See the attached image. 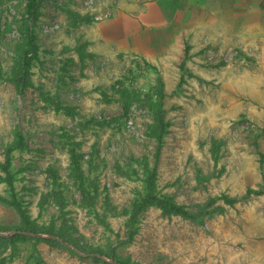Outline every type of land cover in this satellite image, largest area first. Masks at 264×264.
<instances>
[{
  "label": "rangeland",
  "instance_id": "1",
  "mask_svg": "<svg viewBox=\"0 0 264 264\" xmlns=\"http://www.w3.org/2000/svg\"><path fill=\"white\" fill-rule=\"evenodd\" d=\"M203 1L189 2L188 26L149 55L102 39L135 0H44L30 85L19 90L26 0H0V225H22L4 201L14 194L34 223L73 241L0 239V264H110L81 249L129 264H264V18L249 2L218 11ZM148 106L169 124L157 191L193 219L157 207L130 218L156 164ZM19 131L12 193L3 166Z\"/></svg>",
  "mask_w": 264,
  "mask_h": 264
},
{
  "label": "trees",
  "instance_id": "2",
  "mask_svg": "<svg viewBox=\"0 0 264 264\" xmlns=\"http://www.w3.org/2000/svg\"><path fill=\"white\" fill-rule=\"evenodd\" d=\"M44 0H26L25 2V9L24 13L22 15L23 19V25H22V35L25 39V47L22 50L18 68L12 78V82L19 90H24L30 85V75H31V66L33 59L38 55L39 51V43H38V34L35 32L34 27L38 23L40 17H41V9L43 8ZM151 110H153V120L154 123L152 125V137L157 141L158 148L156 153V164L155 166L148 171V175L146 178V194L141 197L139 200H136L132 203L131 208V219L136 220L145 210L151 207H157L159 208L163 214L167 216H182L187 219H193L195 216V213L193 211H190L186 206L180 205L174 201L172 197L169 196H160L157 191V181H158V162L161 154L162 144L164 136L167 133L169 124L166 120V113L165 110L158 106L156 108H152L151 106H148ZM26 148V141L23 132L19 131L17 132V143L13 147H9L8 149V161L5 166H3L4 173L8 176V185L11 188V191L13 193V182L11 179V175L9 172V154L16 149H24ZM248 195L251 194H260L258 191H254L252 189H249L247 192ZM87 193L86 190H84L83 198L85 199L84 202L86 204H92L93 202H89L87 200ZM224 200L228 203H234L237 201V199H229L228 197L224 196ZM94 200V199H93ZM9 205L13 206L17 213L19 214V217L21 219V226L14 227L15 230H21L26 232H34V233H45L50 234L53 236L58 237L61 242L67 243V244H73V241L71 239L66 238L62 233L55 231L53 228H42L38 226L36 223H34L27 211L24 209V207L21 205V203L16 199L15 195L13 194L12 200H4ZM63 207V204H61ZM8 229L5 227H2L0 225V231H8L13 230ZM133 235V234H132ZM33 237L25 235V234H15L10 237H2L0 236V239L2 240H9V241H16V240H27L31 239ZM39 240H44L49 243H58L60 241L53 240V239H43L39 238ZM82 252H91L93 253H104L101 250L94 249L86 251L85 249ZM115 260L121 262L122 264H129L127 261H123L116 255H113ZM95 259L98 261H103L101 258L95 256ZM38 264H45L44 261L40 258L38 260Z\"/></svg>",
  "mask_w": 264,
  "mask_h": 264
},
{
  "label": "crops",
  "instance_id": "3",
  "mask_svg": "<svg viewBox=\"0 0 264 264\" xmlns=\"http://www.w3.org/2000/svg\"><path fill=\"white\" fill-rule=\"evenodd\" d=\"M135 0L129 12H121L110 22L105 23L102 32L103 42L122 41V46L128 50H136L149 55L157 51L166 50L177 40L187 26V12L193 10L192 3L196 0ZM226 0H204L203 2H217L221 10V2ZM236 7L244 3H251L250 9L257 17L264 18V0H235ZM189 2H192L189 4ZM245 5V4H244ZM207 6V7H208ZM246 6V5H245ZM247 7V6H246ZM218 13L216 16L219 17ZM237 17V15H236ZM242 17V16H239ZM241 26L237 22L235 27ZM104 43V44H105Z\"/></svg>",
  "mask_w": 264,
  "mask_h": 264
},
{
  "label": "water",
  "instance_id": "4",
  "mask_svg": "<svg viewBox=\"0 0 264 264\" xmlns=\"http://www.w3.org/2000/svg\"><path fill=\"white\" fill-rule=\"evenodd\" d=\"M15 234H25L31 237H37V238H43V239H53L57 241H61L58 237L50 235V234H45V233H34V232H26V231H21V230H8V231H0V235L4 237H10ZM97 257L104 259L105 261L109 262L110 264H122L121 262L115 260L114 258H109L105 255L102 254H96Z\"/></svg>",
  "mask_w": 264,
  "mask_h": 264
}]
</instances>
